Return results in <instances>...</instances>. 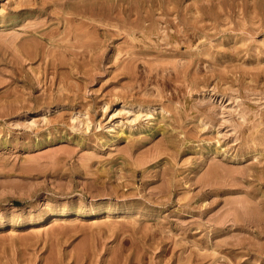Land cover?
Listing matches in <instances>:
<instances>
[{"label": "rangeland", "instance_id": "rangeland-1", "mask_svg": "<svg viewBox=\"0 0 264 264\" xmlns=\"http://www.w3.org/2000/svg\"><path fill=\"white\" fill-rule=\"evenodd\" d=\"M0 264H264V0H0Z\"/></svg>", "mask_w": 264, "mask_h": 264}, {"label": "bare ground", "instance_id": "bare-ground-1", "mask_svg": "<svg viewBox=\"0 0 264 264\" xmlns=\"http://www.w3.org/2000/svg\"><path fill=\"white\" fill-rule=\"evenodd\" d=\"M107 4H108V3H107ZM72 8H73V7H72ZM73 9H74V8H73ZM76 9H77V8H76ZM79 9H80V8H79ZM77 10H78V9H77ZM77 10H76V12H77ZM78 11H79V10H78ZM73 12H74V11H73ZM77 13H78V12H77ZM76 17H77V16H76ZM78 24H79V23H78ZM64 26H65V25H64ZM66 30H67V29H66ZM67 31H68V30H67ZM86 37H87V36H86ZM27 47H28V49H29V46H27ZM25 48H26V46H25ZM30 48H31V47H30ZM26 49H27V48H26ZM26 49H25V50H26ZM29 50H30V49H29ZM29 50H28V52H29ZM26 51H27V50H26ZM28 52H27V53H28ZM31 52H32V51H30V53H31ZM25 53H26V52H25ZM27 53H26V54H27ZM47 53H48V51H47ZM79 53H80V52H79ZM31 54H32V53H31ZM27 55H28V54H27ZM28 56H29V55H28ZM2 226H3V225H2ZM109 228H110V227H109ZM38 232H39V231H38ZM38 232H37V233H38Z\"/></svg>", "mask_w": 264, "mask_h": 264}]
</instances>
